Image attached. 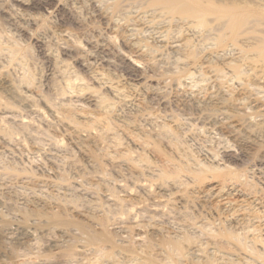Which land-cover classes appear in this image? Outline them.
<instances>
[{
	"label": "rangeland",
	"instance_id": "1",
	"mask_svg": "<svg viewBox=\"0 0 264 264\" xmlns=\"http://www.w3.org/2000/svg\"><path fill=\"white\" fill-rule=\"evenodd\" d=\"M160 2L0 0V264H229L209 240L264 216V0ZM196 157L239 181L159 177Z\"/></svg>",
	"mask_w": 264,
	"mask_h": 264
},
{
	"label": "bare ground",
	"instance_id": "2",
	"mask_svg": "<svg viewBox=\"0 0 264 264\" xmlns=\"http://www.w3.org/2000/svg\"><path fill=\"white\" fill-rule=\"evenodd\" d=\"M162 1V5H163V3L166 5V12L168 11V12H173V13H175V14H181L183 17L185 16V17H187V19H188V17L189 18H193L194 19V22L196 21L197 23H199L198 25H197V23H196V25L197 26H205V24H206V22L208 21L207 20V15H208V13L207 12H209V11H207V9H206V7H204L203 9H202V5L204 6V3L202 4L201 3V0H161ZM165 7V6H164ZM170 9V10H169ZM205 9V10H204ZM218 9H220V8H218ZM224 9H225V11L227 12H225L224 11ZM230 9V8H229ZM228 9V10H229ZM221 10V9H220ZM232 10H234L235 11V13H237L236 11L237 10H235V9H230L229 11H227L226 10V8H223V11L227 14L226 16H229V19H231L232 20V22L233 23H235V26L237 25L236 23H240V22H242L243 21V19L241 20V18H243V17H237L233 12L234 11H232ZM222 11V10H221ZM167 12V13H168ZM224 12H222L224 15H225V13ZM229 12H231V13H229ZM233 13V14H232ZM167 15V14H166ZM170 15V14H169ZM238 16H240V13H238L237 14ZM263 15H264V12H263ZM208 17H209V15H208ZM235 17H236V19H235ZM238 18V19H237ZM182 19V18H181ZM196 19V20H195ZM171 20V19H170ZM210 20V19H209ZM225 20V19H224ZM238 20H240V22L238 21ZM152 21V20H151ZM160 22V21H159ZM172 23V22H171ZM207 24H208V22H207ZM231 24V23H230ZM193 26V25H192ZM199 26V27H200ZM220 26V25H219ZM226 27V26H225ZM243 27V26H242ZM172 28V27H171ZM191 28V27H190ZM194 28V27H193ZM229 28V27H228ZM224 29V28H223ZM228 31V30H227ZM235 31V30H234ZM181 32V31H180ZM208 33V32H207ZM218 34V33H217ZM203 38V37H202ZM206 38V37H205ZM223 38V37H222ZM171 39V38H170ZM169 42V41H168ZM175 42H176V40H175ZM187 42V41H186ZM224 42V41H223ZM194 43V42H193ZM222 43V42H221ZM0 44H1V42H0ZM2 45V44H1ZM190 45V44H189ZM185 46V45H184ZM263 46V48H264V45H262ZM2 47L3 46H1L0 47V49H2ZM261 47V46H260ZM4 48V47H3ZM4 49H6V48H4ZM152 49V48H151ZM262 49V48H261ZM260 49V53H264V50L262 49L261 50ZM6 50H8V48L6 49ZM20 50V49H19ZM19 50H17L15 47H14V49L13 48H10L9 47V53H10V55H11V58L13 57H15V58H19V56H20V58H24V56H22L21 57V54L22 53H20V51ZM189 50V49H188ZM188 53V52H187ZM197 53V52H196ZM195 53V54H196ZM199 53V52H198ZM193 55H194V53H193ZM26 57V56H25ZM24 61V60H23ZM211 63V62H210ZM13 64V63H12ZM22 64H24V63H22ZM211 66V65H210ZM232 68V67H231ZM220 69V68H219ZM217 70V69H216ZM10 72V71H9ZM224 72V71H223ZM19 74V73H18ZM32 75V74H31ZM75 75V74H74ZM22 76V75H21ZM29 77V76H28ZM23 78L25 79V76H23ZM26 78H27V76H26ZM23 79V80H24ZM81 78L79 77H72V78H66L65 79V82H64V85H65V88L66 89H69V90H71V93H74L75 95L77 94V95H81L82 93H84L86 90H88V88H86V87H79V86H77L76 88H75V85H78L79 84V82L81 81L80 80ZM22 80V81H23ZM82 80H84V79H82ZM25 81H26V79H25ZM26 82H28V81H26ZM81 83V82H80ZM62 84V83H61ZM18 86V85H17ZM21 87V86H20ZM19 91V90H18ZM117 91V90H116ZM68 95V94H67ZM73 97V96H72ZM77 97V96H76ZM23 98H25V97H23ZM9 99H12L14 102L13 103H15V102H17L18 101V99H17V96L15 97V99L13 98V97H11L10 96V98ZM17 99V100H16ZM12 100H10V101H12ZM27 100V99H26ZM30 100V99H29ZM100 100H102V102H104L106 99H100ZM6 102H4V100L3 101H0L1 102V104H3L5 107H7L8 109H9V107L10 106H12L11 104H9V102H8V99L7 100H5ZM107 101V100H106ZM104 102V104H103V106H107V102ZM73 102V101H72ZM233 102V101H232ZM19 105H21V106H23V107H25L26 109L27 108H30V109H33L35 106H30V105H23V103L21 102H17ZM34 104V103H33ZM18 105V106H19ZM54 105V104H53ZM110 105V104H109ZM3 106V107H4ZM99 106V105H98ZM100 107V106H99ZM24 109V108H23ZM22 109V110H23ZM35 109V108H34ZM69 109V108H68ZM21 110V111H22ZM5 111H6V108H5ZM8 111V110H7ZM31 111V110H30ZM73 111V110H72ZM107 113V112H106ZM3 115H4V113H2ZM70 115V114H69ZM144 115V114H143ZM194 116V115H193ZM65 117H66V115H65ZM66 118H68V117H66ZM250 118V117H249ZM36 120V119H35ZM107 120H109V119H107ZM106 120V121H107ZM2 121H4V119L2 118V120H1V122ZM49 122V121H48ZM60 122V121H59ZM110 123V122H109ZM55 124V123H54ZM8 125V124H7ZM171 125V124H170ZM107 126V125H106ZM28 127V126H27ZM105 127V126H104ZM112 128V126L110 125V126H108V130L110 129L111 130V128ZM38 128V127H37ZM106 128V127H105ZM165 130L167 131V133L168 132H173V134L176 132L175 131V129L174 128H172L171 126H168V125H165ZM1 129L2 130H5L6 131V133H8V135L10 136V137H14V136H18V135H20L21 134V131L20 132H18L17 130L15 131V130H12V127H9V126H6V125H4V128L3 127H1ZM107 129V128H106ZM115 129V128H114ZM202 129V128H201ZM28 130V129H27ZM162 130V129H161ZM178 131V130H177ZM165 132V131H164ZM171 133H169V135L171 134ZM32 134V133H31ZM23 135H24V133H23ZM179 134H177V136H178ZM159 136H160V134H159ZM59 137V136H58ZM183 139V138H182ZM245 139V138H244ZM243 139V140H244ZM9 140V139H8ZM172 140V139H171ZM24 141V140H23ZM64 140H60V142H63ZM66 141V140H65ZM159 141V140H158ZM242 141V140H241ZM247 141H249V140H247ZM246 141V142H247ZM183 142V141H182ZM31 143V142H30ZM58 143H59V140H58ZM229 143V142H228ZM243 143H244V141H243ZM251 143V142H250ZM249 143V144H250ZM54 144V143H53ZM159 144V143H158ZM157 144V145H158ZM177 144V143H176ZM179 144V143H178ZM245 144V143H244ZM247 145H248V143H247ZM251 145H253V144H251ZM176 146V145H175ZM244 146V145H243ZM186 152H187V150H186ZM210 152V151H209ZM185 153V152H184ZM192 154V153H191ZM217 154V153H216ZM196 159H197V157H196ZM190 161V160H189ZM196 161V160H195ZM171 162V161H170ZM194 163H196V162H194ZM188 164V163H187ZM201 164H203L202 165V167L200 168V169H198V170H194L193 168L192 169H190L189 170V167H188V169H187V167H186V169L184 170L183 169V167H181V166H178V169H174L175 171H171L170 173L168 172V171H164L166 168H164V169H162V171H161V174L159 175V177L161 178V177H167V176H171V175H173L174 176V174L175 173H183V174H188L187 176H186V174L184 175L185 177H191L193 180H194V182H196L195 184H197V183H204V181L205 180H207V179H210V178H212V179H216V180H218V179H221L222 180V183L224 184L225 182H228V181H232V180H236V181H239L238 180V177H237V175H235L234 173H233V171H231L228 167L224 170V169H220V167H219V169H217V168H215V167H211L210 165H206L205 163H202V161H199L198 159H197V165H201ZM193 165V164H192ZM192 165H191V167H192ZM196 165V164H195ZM184 166V165H183ZM187 166H189V165H187ZM194 166V165H193ZM164 167V166H163ZM190 167V168H191ZM200 167V166H199ZM177 176H179V177H177ZM154 177V176H153ZM158 177V178H159ZM176 177L177 178H179V180L180 179H182V177L183 176H181V175H177L176 174ZM155 178V177H154ZM170 179V178H169ZM190 179V178H189ZM192 180V181H193ZM175 181V180H174ZM181 181V184L183 185V184H185V182H183V180H180ZM208 181V180H207ZM146 182V181H145ZM179 182V181H178ZM178 182H176L175 181V183H178ZM193 182V183H194ZM221 183V182H220ZM234 183V182H233ZM148 184V183H147ZM150 185V184H149ZM176 185V184H175ZM181 185V186H182ZM253 188V187H252ZM257 188V187H256ZM250 189H251V187H250ZM249 189V190H250ZM248 190V192H250ZM246 193V192H245ZM220 194V193H219ZM253 195H255V194H253ZM232 203V202H231ZM249 204L250 203H248V207H249ZM251 206V205H250ZM247 207V208H248ZM264 207V206H263ZM244 208H246L245 206H244ZM248 210H249V208H248ZM222 211V210H221ZM245 211V210H244ZM236 212V211H235ZM247 212V211H246ZM254 213H249V214H251V216H247V218L246 217H244V218H242V219H240V220H238V222H235V224H234V226L233 227H231V228H228V229H226V230H223V231H221V232H219L217 235H215V236H213V240H209V244H210V246H215L214 247V252H211V251H213V250H209V251H204V253H205V255H206V257L207 258H210L211 259V257H212V253L213 254H218V259H221L222 261H224V262H229V264H264V216H262V215H260V212L258 211V209H256V210H254L253 211ZM233 213V212H232ZM230 214V213H229ZM221 215H222V213H221ZM220 216V215H219ZM249 217V218H248ZM220 219V218H219ZM238 219V218H237ZM230 227V226H229ZM219 228V227H218ZM242 231V232H241ZM224 245H227V246H232V250H231V247H224ZM212 248V247H211ZM241 255H243V257H244V259H241ZM214 256V255H213ZM242 257V258H243ZM217 261V260H216ZM242 261V262H241ZM208 262V261H207Z\"/></svg>",
	"mask_w": 264,
	"mask_h": 264
}]
</instances>
